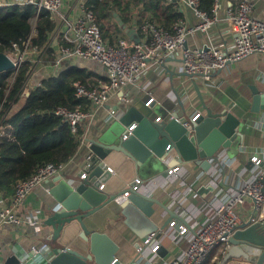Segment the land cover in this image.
I'll return each instance as SVG.
<instances>
[{"label":"crops","instance_id":"0c3cea01","mask_svg":"<svg viewBox=\"0 0 264 264\" xmlns=\"http://www.w3.org/2000/svg\"><path fill=\"white\" fill-rule=\"evenodd\" d=\"M155 1L129 0L126 15L120 8L111 7L109 3V15L102 22L104 29L100 30L103 38L110 43L116 42L118 38L132 41L122 28V25H125L126 28L135 30L140 40L143 35L137 27V23L140 22L136 20L137 16L140 19L150 18L164 28L156 19L153 10L145 8L146 4ZM163 1L166 6L176 9L178 18L184 19L188 26L195 25L197 19L186 3L169 4L167 0ZM236 1L221 0L218 23L210 29L208 35L195 32L188 36L187 44L190 47H203L206 44L226 47L232 44L235 32L226 23L225 13L229 4H235ZM251 1L253 2L252 16L264 21V0ZM63 2V10L67 18L71 20L77 16L79 5L85 3V0H63ZM124 16L126 21L122 19ZM175 22L164 29L171 30ZM60 25V21L54 22L52 34L56 33V35H52L50 53L57 51L58 44L66 43L61 38V33L68 32L66 28H63L64 26ZM97 25L99 27V24ZM71 65L85 70L88 78L84 82L89 85H96L107 80L105 69L101 65L74 58L54 69L40 68L31 76L30 82L39 85L46 74L54 75L59 69ZM251 87H255L263 96V109L258 113L251 111ZM121 92L127 98L126 104L119 101ZM148 96L154 98L150 106L155 123H159L154 120L156 117H162L170 110L172 112L179 110L189 116L201 107L202 99L213 112L226 109L240 119V139L234 142L227 153L221 152L217 163L212 161L208 169H202L200 165L193 162L175 164V166H181L183 180L171 178L155 186L152 179L160 175L164 176L166 170L174 166L170 162V159L175 157L174 151L170 150L161 160L152 158L145 162H137L118 145L126 127L135 124L134 122L124 124L120 121L125 110L129 106L146 101ZM20 102L16 103L13 110ZM178 103L181 104L180 108ZM82 108L92 111V115L79 124L84 140L110 150H104L105 157L101 160L89 149L87 143L79 144L72 156L64 163V169L60 175L76 176L85 169V156L91 153L95 165L102 162L104 169L106 167L112 169V172L109 171L110 177L102 183V191L108 195L117 197L122 193L127 182L136 177L141 179V194L152 201L149 214L145 216L141 212H138L137 216L126 214L122 206L125 199L122 201L113 199L89 217L82 218V221L73 219L67 225L54 218L59 208L50 194L32 193L28 195L17 212L36 219L38 225L28 229L23 226L0 231V264L13 249L22 255L31 251L33 247L39 250L46 247H68L84 253L88 249L87 237L85 239L82 237L85 236L84 231L88 235L95 230L106 233L118 245L115 253L117 264H168L176 258L179 248L169 239L171 231L168 228V222L178 218L193 230L196 223L213 217L215 206L228 189L249 178L251 156H257L264 162V53H254L236 63H230L224 69L212 74L208 80L189 78L181 72L179 57L165 56L164 68L161 72L154 67L149 68L141 73L133 84L113 95L104 106L94 109L86 102ZM112 110L114 113L110 114ZM3 194L4 203L7 204L6 200L11 193L6 194L3 191ZM52 206H56L54 207L56 209L51 208ZM237 213L241 221L236 231L237 240H240L241 235L249 239L256 238V232L260 233L264 223L255 221L251 203L246 202L238 207ZM154 231H158L157 238L160 241L158 251L155 255L146 254L140 257L136 252L138 243ZM253 259L249 248L247 252H244L243 243H230L225 252L223 247L211 249L201 264H221L224 260L227 264H253ZM90 263L87 261L86 264Z\"/></svg>","mask_w":264,"mask_h":264},{"label":"built area","instance_id":"2783aa9c","mask_svg":"<svg viewBox=\"0 0 264 264\" xmlns=\"http://www.w3.org/2000/svg\"><path fill=\"white\" fill-rule=\"evenodd\" d=\"M221 0H212L210 11L200 7L199 0H167L169 4L186 3L197 19L193 26H188L186 21L178 18L171 30H166L157 25L152 19L139 16L136 20L137 27L142 33V38L137 42L118 38L116 42H107L97 25L96 16L85 4L79 5V12L74 19H68L64 8L63 0H0V8L8 6L32 5L35 8L34 16L30 19L31 32L29 36L21 41L13 42L7 52H3L9 59L12 67L8 70V93L9 86L15 79L18 70L28 64V78L38 72L40 68L49 67L54 69L62 66L63 62L78 58L83 61H93L105 69L107 80L96 85H89L86 82L75 80L72 82L73 95L76 99L83 100L94 109L104 104L117 92L122 91L128 85L133 84L137 77L149 68H156L161 72L164 68L165 56H177L180 58L181 72L191 79L208 80L215 72H218L230 63L254 54L264 53V21L252 16L253 2L251 0H237L235 4L230 3L226 8L225 21L231 27L235 36L232 44L226 47H216L206 44L203 47H190L187 44L188 36L199 32L208 35L210 29L218 23V11ZM41 12H46L53 21H60L67 32H62V39L65 44H58L57 51L51 52L52 34H49L48 41L41 47L31 44V38L35 35V22ZM61 29V28H60ZM59 29V30H60ZM57 30V28H56ZM59 30L57 32H59ZM27 78V79H28ZM29 91V82H24L18 92V99L15 103L1 112L0 104V137L12 139L10 126L4 122L8 119L16 103L23 101ZM4 101V100H3ZM119 101L126 104L127 98L119 96ZM154 102L152 96H148L145 105L149 106ZM52 113L67 123L72 133H77L81 121L92 115V111L77 105L75 108L59 106ZM114 111H110L113 114ZM202 108L198 107L183 120L184 127L190 126V122L196 121ZM156 122L162 120L161 116L154 119ZM135 124L126 127L121 140H126L134 130ZM79 144L90 146V142L84 140L83 133L79 134ZM78 144V145H79ZM169 145L166 146V150ZM93 155L88 153L85 156V169L80 172V177L85 178L87 172L95 165ZM250 176L231 189H228L221 201L215 206L213 217L196 223L193 230L178 218L168 222L171 231L169 239L179 248V253L168 264H201L204 257L214 247H223L224 252L229 247V239L239 229L241 221L237 208L244 203L250 202L254 211L255 221L264 222V162L257 156L250 157ZM217 160L215 161L217 163ZM95 162V161H94ZM103 166V165H102ZM64 169V163H45L37 167L36 171L28 178L18 180L13 184V191L4 203V194L0 190V231L26 226L34 227L38 221L29 215L18 214V209L23 205L28 195L39 193L49 195L52 186L51 179ZM106 169L112 172L110 167ZM171 178L183 180L181 166H173L166 170L164 176L152 179L157 186ZM160 179V181H158ZM142 181L136 177L126 183L122 193L114 197L117 201L126 199L131 192H140ZM100 189L103 188L101 184ZM52 206L51 208H53ZM158 231L150 232L137 245L136 252L140 257L146 254L155 255L160 247L157 238ZM190 236L188 237V235ZM31 251L38 252V248ZM259 247H250L249 252L257 255Z\"/></svg>","mask_w":264,"mask_h":264},{"label":"water","instance_id":"95a60500","mask_svg":"<svg viewBox=\"0 0 264 264\" xmlns=\"http://www.w3.org/2000/svg\"><path fill=\"white\" fill-rule=\"evenodd\" d=\"M118 19V17H117ZM122 28L137 43V33L133 29ZM12 67L11 62L0 53V72L8 71ZM186 75V74H185ZM253 113L263 109V96L255 87H251ZM202 113L199 118L190 122V126L184 127L181 122L188 120V115L175 110L165 113L159 123L152 119V107L146 106L145 101L134 106H129L120 121L124 124L134 122L135 128L126 140L119 139V147L125 150L137 162H145L152 158L163 159L170 150L175 157L170 159L175 166L188 162L200 165L202 169H208L212 161H216L221 152L230 150L234 142L240 139V119L232 112L222 109L213 112L201 99ZM180 108L181 104L178 103ZM169 149L166 150V146ZM89 149L101 160L105 157L104 149L97 143H91ZM251 164V163H250ZM110 177V172L102 167L99 162L86 174L80 177V172L74 177L56 175L51 179L53 183L49 194L57 203L59 210L54 218L62 224H69L73 219L82 221L89 217L100 207L110 203L113 195H108L99 186ZM95 178V179H94ZM152 201L140 192H131L122 204L126 214L137 216L141 212L144 216L149 214ZM56 207V206H54ZM53 207V208H54ZM56 209V208H54ZM264 223V222H263ZM261 227V226H259ZM260 233L256 232V238L249 239L245 235L236 238V232L229 239L230 243H243L244 252L250 246H257L260 251L254 256L253 264H264V224ZM87 237L88 249L82 253L68 247H46L38 252L29 251L20 254L13 249L1 264H117L115 253L118 250L110 237L100 231L89 232ZM246 248V250H245ZM224 260L221 264H227Z\"/></svg>","mask_w":264,"mask_h":264},{"label":"trees","instance_id":"16d2710c","mask_svg":"<svg viewBox=\"0 0 264 264\" xmlns=\"http://www.w3.org/2000/svg\"><path fill=\"white\" fill-rule=\"evenodd\" d=\"M200 7L210 11L212 0H199ZM89 8L94 11L100 30L104 29L103 20L109 15L111 7L120 8L126 15L129 0H85ZM151 9L158 22L168 28L176 21V9L166 6L163 0L146 4ZM32 5L8 6L0 8V53L7 52L13 42L20 43L30 32V19L34 16ZM126 21V17H122ZM54 28V22L46 12H41L35 22V35L31 44L41 47L49 38ZM28 64L23 65L17 72L14 81L8 88L9 71L0 72V104L1 112L18 99V92L24 82H29V91L24 100L10 113L4 122L10 126L12 139L0 137V190L6 194L12 193V186L18 180L30 177L38 166L45 163H65L75 152L79 144V134L72 133L60 117L52 111L59 106L75 108L83 107L86 102L76 99L73 95L72 82L86 81L88 75L78 66H66L54 75L46 74L39 85H34L28 78ZM28 78V79H27ZM4 100V101H3Z\"/></svg>","mask_w":264,"mask_h":264}]
</instances>
